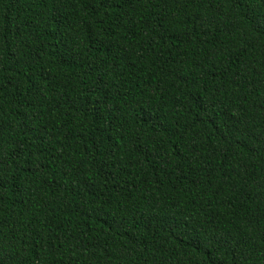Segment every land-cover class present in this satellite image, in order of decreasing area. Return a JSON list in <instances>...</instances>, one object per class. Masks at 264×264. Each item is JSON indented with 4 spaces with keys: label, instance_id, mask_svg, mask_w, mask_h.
<instances>
[{
    "label": "trees",
    "instance_id": "16d2710c",
    "mask_svg": "<svg viewBox=\"0 0 264 264\" xmlns=\"http://www.w3.org/2000/svg\"><path fill=\"white\" fill-rule=\"evenodd\" d=\"M0 264H264V0H0Z\"/></svg>",
    "mask_w": 264,
    "mask_h": 264
}]
</instances>
